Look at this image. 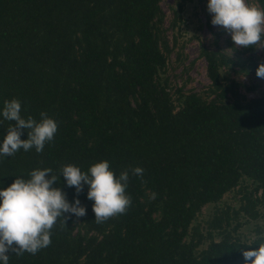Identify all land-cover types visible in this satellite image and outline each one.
<instances>
[{
    "label": "trees",
    "instance_id": "16d2710c",
    "mask_svg": "<svg viewBox=\"0 0 264 264\" xmlns=\"http://www.w3.org/2000/svg\"><path fill=\"white\" fill-rule=\"evenodd\" d=\"M161 1L0 0V113L18 98L25 118L45 112L58 124L43 152L0 157V189L35 169L59 176L64 165L86 172L107 160L117 177L129 170L131 197L125 214L98 224L88 186L77 194L61 175L53 187L86 215L65 214L50 246L8 253L9 264H244L242 252L264 242L211 239L197 255L201 241H186L202 208L244 177L264 188V95L244 99L221 77L235 60L203 46L214 96L181 93L176 107L160 76L169 49L158 37ZM246 50L257 70L255 48ZM10 123L0 115V143Z\"/></svg>",
    "mask_w": 264,
    "mask_h": 264
},
{
    "label": "clouds",
    "instance_id": "9594fccd",
    "mask_svg": "<svg viewBox=\"0 0 264 264\" xmlns=\"http://www.w3.org/2000/svg\"><path fill=\"white\" fill-rule=\"evenodd\" d=\"M207 10L212 15L211 24L229 33L236 47L264 49V9L248 0H208ZM256 76L264 79V63L258 66ZM21 113L22 104L18 98L4 102L0 115L11 123L0 143V157H12L21 150L35 149L41 153L45 144L54 140L58 124L53 118L41 112V119L37 121ZM24 130H27V139H21ZM143 172L140 167L131 169L134 176L142 177ZM61 175L77 194L88 186L87 199L93 201L98 224L125 214L131 205V197L126 192L129 170L117 177L107 160L92 164L86 172L72 164L64 165L59 176L53 174L51 168L32 170L29 178L17 177L10 186L0 189V264H9L8 253L35 255L50 246L58 221L65 224L69 218L65 214L77 218L86 215V208L79 199L70 203L66 193L53 187ZM242 255L244 264H264V242L258 248L244 250Z\"/></svg>",
    "mask_w": 264,
    "mask_h": 264
},
{
    "label": "rangeland",
    "instance_id": "374dc122",
    "mask_svg": "<svg viewBox=\"0 0 264 264\" xmlns=\"http://www.w3.org/2000/svg\"><path fill=\"white\" fill-rule=\"evenodd\" d=\"M248 2L262 8L258 0ZM207 3L208 0L161 1L164 22L158 37L169 49L163 48L167 64L160 76L178 108L181 93L194 91L208 100L214 96L207 61L201 55L203 46L222 50L235 60L221 67V77L226 82L236 80L244 99L264 95V79L256 76L254 65H249L250 53L246 48L236 47L231 35L221 26L211 24L212 15L207 10ZM253 57L258 63L264 62V49H255ZM80 228L78 223L75 232ZM261 235H264V188L244 177L220 200L202 208L190 226L186 241H201L196 248V254L200 255L211 239L225 237L251 243Z\"/></svg>",
    "mask_w": 264,
    "mask_h": 264
}]
</instances>
